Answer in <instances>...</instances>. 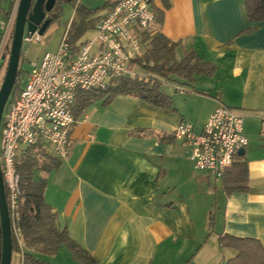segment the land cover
<instances>
[{"label": "crops", "instance_id": "crops-1", "mask_svg": "<svg viewBox=\"0 0 264 264\" xmlns=\"http://www.w3.org/2000/svg\"><path fill=\"white\" fill-rule=\"evenodd\" d=\"M152 3L164 10L153 34L180 42L179 60L195 51L215 75L163 81L166 108L133 96L91 105L69 131L68 158L45 175V200L100 264H226L236 253L221 247L222 236L264 245V21L247 23L244 0H171L167 10ZM221 104L243 118L249 140L246 189L230 196L222 178L194 169L190 146L174 136L182 122L200 133ZM21 260L14 253L12 264Z\"/></svg>", "mask_w": 264, "mask_h": 264}, {"label": "built area", "instance_id": "built-area-1", "mask_svg": "<svg viewBox=\"0 0 264 264\" xmlns=\"http://www.w3.org/2000/svg\"><path fill=\"white\" fill-rule=\"evenodd\" d=\"M15 18L16 12L8 19L7 29L11 30ZM155 22L151 0H120L97 22L94 41L83 42L74 51L67 41V31L58 51L47 52L33 63L27 78L17 88L15 100L10 97L0 131V161L11 235L21 249L24 239L19 221L23 193L17 170L20 151L42 143L47 148L51 146L57 159H67L71 151L69 131L76 123L72 110L76 92L105 89L111 78L137 76L130 65L143 55L142 32L152 31ZM1 25L3 28L4 22ZM42 36L38 32L25 35L23 46L42 42ZM7 43L6 38L1 44L0 64H4ZM174 136L190 146V160L197 172L213 174L218 179L249 144L243 118L223 104L212 113L200 133L191 124L182 122Z\"/></svg>", "mask_w": 264, "mask_h": 264}, {"label": "trees", "instance_id": "trees-1", "mask_svg": "<svg viewBox=\"0 0 264 264\" xmlns=\"http://www.w3.org/2000/svg\"><path fill=\"white\" fill-rule=\"evenodd\" d=\"M62 0H58L57 4ZM76 3L77 0H65ZM115 0L107 5L91 9L80 2L76 3L75 17L68 30L67 41L78 50V43L82 35L90 29H95L97 22L96 14L101 9H112L119 3ZM152 1V0H151ZM167 10L170 8L171 0H160ZM52 12V23L55 22L61 11L58 5ZM14 3L6 12L10 18ZM156 22L161 25L164 21V10L155 8ZM245 19L248 22L260 23L264 21V0H244L243 4ZM144 53L141 57L131 62V68L136 69L137 76H125L111 78L105 89H92L76 92V99L72 108L75 121L94 103L102 102L103 106H109L120 96H133L141 101L159 106L170 107L171 99L161 92L163 81L176 77L181 80L194 83L200 77L211 78L216 73V67L205 62L195 51L186 53L181 60L177 58L178 49L182 46L180 42H172L163 34L152 31L142 32ZM2 38H0V47ZM9 46H6L3 55H9ZM22 68L20 69L19 76ZM18 76V77H19ZM143 77V78H142ZM17 86L12 94L11 100L17 97ZM40 148L43 161L31 154V150ZM48 149L45 144L27 148L21 160H17V170L21 177L22 205L20 228L23 234L24 247L21 249L13 240V252L22 256L21 264H52L45 256H55L63 248H67L73 261L78 264H100L92 255L78 242L73 240L67 228L59 227V214L46 202L45 191L47 179L45 175L57 170L61 161L56 157L46 154ZM245 155H237L232 168L222 176V185L229 194L246 189L248 183V166ZM210 226L213 228V217ZM1 229V226H0ZM220 245L224 249H231L236 254L226 264H264V245L260 240L252 238H238L225 235L220 238ZM189 263V262H187ZM186 263V264H187Z\"/></svg>", "mask_w": 264, "mask_h": 264}, {"label": "rangeland", "instance_id": "rangeland-1", "mask_svg": "<svg viewBox=\"0 0 264 264\" xmlns=\"http://www.w3.org/2000/svg\"><path fill=\"white\" fill-rule=\"evenodd\" d=\"M110 0H77L76 3L81 2L82 5L88 6L91 9L103 7L106 2ZM76 3H70L68 1L62 0L59 2L57 5L59 7V10L61 11V14L59 15L58 19L51 24V26L46 30V32L43 34L42 42H34L31 44H24L23 46V53H22V58H21V68L23 71H21L20 76L18 77L17 83L15 86L20 87V82L23 79H26L28 76V73L32 69L33 63L39 62L45 54L48 53H56L59 49L60 42L63 39L64 34L69 30V27L75 17V5ZM12 5V0H0V38H2V43L3 41L7 38L8 43L6 46H9L11 49L12 44V36L14 32V26L15 24L11 27L10 29H7L8 27V22L10 18H7L6 12L10 10V6ZM86 6V7H87ZM16 12V10H15ZM105 12V9H101L97 14L96 18L99 19V17ZM14 16V14H13ZM11 17V16H10ZM70 21V22H69ZM4 22V27L2 28L1 24ZM69 25V27H68ZM96 38V32L93 29L88 30L85 32L82 37L80 38V42H86V41H94ZM1 43V44H2ZM10 49H9V55L3 56L4 59V64H0V87L3 83L7 66H8V61H9V56H10ZM162 87L164 88V85L162 84ZM27 148H23L19 155L18 159L21 160L22 157L24 156ZM46 154H50V150L46 149L45 150ZM31 154L36 156L37 159L40 161H43L44 158L42 156V151L40 148H34L31 150ZM211 191L215 192V186L212 183L211 185ZM219 187V185H217ZM205 194H202V197H200V200L198 201V214H203L204 211V204L207 202L206 200L208 199L206 196H203ZM212 204L215 203V198L211 197ZM196 202V201H195ZM214 209V208H213ZM216 210V208H215ZM204 215V214H203ZM48 262L52 264H78L75 261H73L72 256L70 252L65 248L63 251H59L58 254L54 256H45V258ZM189 263L187 264H192L191 261H188ZM174 263V262H173Z\"/></svg>", "mask_w": 264, "mask_h": 264}, {"label": "water", "instance_id": "water-1", "mask_svg": "<svg viewBox=\"0 0 264 264\" xmlns=\"http://www.w3.org/2000/svg\"><path fill=\"white\" fill-rule=\"evenodd\" d=\"M58 0H18L16 18L8 66L3 83L0 87V131L6 106L12 96L18 80L23 41L25 35L38 32L43 35L52 24V12ZM240 150L239 155H244ZM0 161V264H12L13 236L7 195Z\"/></svg>", "mask_w": 264, "mask_h": 264}]
</instances>
